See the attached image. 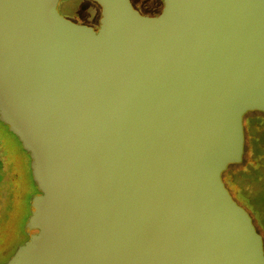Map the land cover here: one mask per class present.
<instances>
[{
	"label": "water",
	"instance_id": "1",
	"mask_svg": "<svg viewBox=\"0 0 264 264\" xmlns=\"http://www.w3.org/2000/svg\"><path fill=\"white\" fill-rule=\"evenodd\" d=\"M0 0V120L31 157L26 240L0 264H264L221 177L264 112V0Z\"/></svg>",
	"mask_w": 264,
	"mask_h": 264
},
{
	"label": "flooded vegetation",
	"instance_id": "2",
	"mask_svg": "<svg viewBox=\"0 0 264 264\" xmlns=\"http://www.w3.org/2000/svg\"><path fill=\"white\" fill-rule=\"evenodd\" d=\"M130 1L133 3L132 0ZM136 1L139 7L146 5V0ZM69 6V11H71L73 3ZM0 124L3 125L1 120ZM4 128L9 132L12 139L8 144L0 132V241L6 240L8 237L6 231L8 217L11 216L12 218L15 215L17 217L20 210L29 214L28 200L34 192H38L31 169L30 155L24 150L19 139L6 126ZM21 231V236L25 239L24 221L21 225ZM3 253L5 257L12 255L11 252Z\"/></svg>",
	"mask_w": 264,
	"mask_h": 264
},
{
	"label": "trees",
	"instance_id": "3",
	"mask_svg": "<svg viewBox=\"0 0 264 264\" xmlns=\"http://www.w3.org/2000/svg\"><path fill=\"white\" fill-rule=\"evenodd\" d=\"M247 155L249 159L244 167L238 169L230 167L240 165ZM222 179L233 199L253 216L255 227H259L264 233V216L255 206L257 188H264V117L261 115L247 118L244 125V146L241 161L229 164L222 172ZM232 189L235 191L234 194L231 193ZM10 256L2 255L0 262L7 261Z\"/></svg>",
	"mask_w": 264,
	"mask_h": 264
},
{
	"label": "rangeland",
	"instance_id": "4",
	"mask_svg": "<svg viewBox=\"0 0 264 264\" xmlns=\"http://www.w3.org/2000/svg\"><path fill=\"white\" fill-rule=\"evenodd\" d=\"M132 2L133 3L131 4L133 5V7L139 10V12L143 15H149V16L155 15L158 12H160L161 9L163 8L162 0H146V5L144 7H139L136 0H132ZM71 3H73L72 9H71L72 13L69 11L70 10L69 5ZM57 9L62 16L78 24H85L88 26L97 27L99 20H100V6L97 5L96 2H93L91 0H62V1H59L57 5ZM258 115H261L262 117H264V112H260L256 110L247 111L243 116V126L246 124L247 118H250L252 116H258ZM0 130H2L0 132L3 138L9 144V142L12 139L9 132L4 128V125H1V124H0ZM248 159L249 157L247 155L245 156V160H243V162L240 165H232L230 167L232 169H238L242 166L244 167ZM221 177H222V174H221ZM257 191L258 193L256 195L257 199L255 202V206L258 208L259 212L264 216V200H263L264 188H257ZM231 193L234 194L235 191H233L232 189ZM35 194L36 193L34 192L33 195ZM32 196L28 200L29 205H30ZM29 214H25L23 210H20L17 217L16 215L15 217L13 216L12 218L11 216L8 217V223H7V228H6L8 237L6 240L0 241V258L4 254L3 252H6V253L12 252L15 249V247L17 248L19 246V243H23L25 241V239L22 238L21 236V232H22L21 225L24 221V228H25V224L30 217ZM249 215L255 227L256 224L254 222V218L250 213ZM0 229H1V225H0ZM255 229H257L256 231H258V233L261 235L262 240H263V247H264V233L259 227H255Z\"/></svg>",
	"mask_w": 264,
	"mask_h": 264
}]
</instances>
